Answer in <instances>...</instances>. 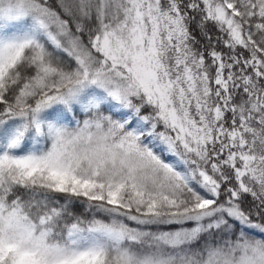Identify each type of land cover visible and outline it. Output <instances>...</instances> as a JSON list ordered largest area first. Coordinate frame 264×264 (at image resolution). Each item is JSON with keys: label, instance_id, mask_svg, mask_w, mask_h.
I'll return each mask as SVG.
<instances>
[{"label": "snow or ice", "instance_id": "obj_1", "mask_svg": "<svg viewBox=\"0 0 264 264\" xmlns=\"http://www.w3.org/2000/svg\"><path fill=\"white\" fill-rule=\"evenodd\" d=\"M0 264H264V0H0Z\"/></svg>", "mask_w": 264, "mask_h": 264}, {"label": "trees", "instance_id": "obj_2", "mask_svg": "<svg viewBox=\"0 0 264 264\" xmlns=\"http://www.w3.org/2000/svg\"><path fill=\"white\" fill-rule=\"evenodd\" d=\"M77 207L79 208V205Z\"/></svg>", "mask_w": 264, "mask_h": 264}]
</instances>
